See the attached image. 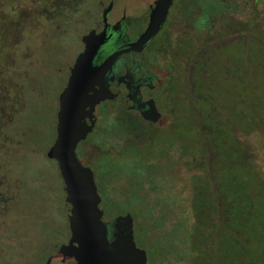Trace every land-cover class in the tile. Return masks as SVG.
<instances>
[{"label":"rangeland","instance_id":"374dc122","mask_svg":"<svg viewBox=\"0 0 264 264\" xmlns=\"http://www.w3.org/2000/svg\"><path fill=\"white\" fill-rule=\"evenodd\" d=\"M75 1L0 0V259L15 264H32L68 239L62 180L42 154L55 139L58 96L79 51L80 27L62 8ZM219 1L225 8L212 23L203 16L192 29L172 25L178 33L159 59L180 66L179 86L171 85L165 128L136 138L138 164L101 161L109 152L97 132L76 149L99 172L95 181L114 211L132 213L151 264H264V238L254 235L249 210L258 209L264 232V0ZM218 4L198 2L215 11ZM173 195L177 210L168 206ZM167 244L185 261L172 259Z\"/></svg>","mask_w":264,"mask_h":264},{"label":"flooded vegetation","instance_id":"af4514ba","mask_svg":"<svg viewBox=\"0 0 264 264\" xmlns=\"http://www.w3.org/2000/svg\"><path fill=\"white\" fill-rule=\"evenodd\" d=\"M158 1L76 0L69 6H62L61 4L65 12L67 9H70L64 16L67 20L66 22L70 26L80 27L77 33L79 51L71 66H67L68 76L66 79L69 77L70 69L74 65L76 58L85 49L83 41L85 37H87L86 39H88L89 43H93L94 38L100 36L102 43L96 46L97 48L92 58L93 66H100L109 55L116 51L129 49L130 44L142 36L149 25L152 12L162 5ZM182 3L180 2L179 4ZM176 4H178L177 0H172L166 19L155 36L138 49V51L129 50L118 55L103 72L101 89L104 90L106 97L95 105L92 111V121L94 123L92 131L88 134L87 139L81 142L84 143L96 132L100 136H103L107 146L106 151L109 153L104 155L101 161L107 164H113V161H116L115 159L123 164H127V162L138 164V157H136L137 160L132 158L135 152H129L133 148L137 150L136 155L138 156V149L141 147V144L136 141V138L139 139L142 135H147L148 130L165 128L169 123L166 122V111L168 107H171L169 96L172 92L171 85L174 84V78H176L174 68L179 67L180 70V66L174 62L168 64L165 60L159 59V57L162 52L168 51V40L171 36L178 33L175 32L174 22V26L168 24L170 10ZM57 6L61 7L60 5ZM108 7L110 9L104 19L103 12ZM130 7L134 9L133 14H128L127 12V9ZM94 8L96 10L99 9L98 15L92 12ZM176 83L182 84L181 80H176ZM175 86L178 88L179 85L175 84ZM86 123L90 124L88 118H86ZM117 141H121V143ZM84 166L86 165L84 164ZM99 166L100 164L98 163L95 168ZM89 168L95 180L99 176V172L91 167ZM135 175L138 177V172H135ZM95 183L100 196L99 209L102 211L101 220L106 227L108 242L111 243L115 235L120 232L126 234L124 217L129 215L132 223L133 241L135 247L140 248L134 236L135 220L132 218V213L129 211L115 212L116 209H113L115 202L110 196H107L101 183L99 185L96 181ZM169 197H173L174 199L168 202V206L177 210L181 205V201L179 202L178 199H175V195ZM160 208L161 210L165 209L164 207ZM67 215L68 212L66 217ZM118 218L120 219L118 220ZM182 222L185 223L184 217H180L177 220L179 224ZM67 235L68 239L66 242L50 244L44 250L46 252L45 256H42L41 259L34 261L32 264H64L60 248L63 245H67L70 238L68 220ZM7 245L10 249H16L11 244ZM168 246L172 247V244L165 246L172 259L181 262L185 261V257L180 253H177L175 250L170 252ZM4 252L6 253L5 250ZM1 254L5 255L3 251ZM161 255L163 256L164 254L162 253ZM0 260H2L0 264H15L17 262V258L14 257H9L8 259L1 257ZM146 264H151L150 256H147V253Z\"/></svg>","mask_w":264,"mask_h":264},{"label":"water","instance_id":"95a60500","mask_svg":"<svg viewBox=\"0 0 264 264\" xmlns=\"http://www.w3.org/2000/svg\"><path fill=\"white\" fill-rule=\"evenodd\" d=\"M158 2L162 5L152 12L142 36L130 44L129 49L109 55L100 66L92 64L96 46L102 43L100 36L95 37L93 43H89L85 37V49L76 58L67 83L58 96L55 139L46 157L57 165L63 183L64 201L69 206L67 220L70 238L67 245L60 248L64 264H146L145 251L135 247L129 215L124 217L126 234L120 232L111 243L108 242L93 173L80 162L76 149L92 131L95 105L106 97L101 89L105 69L118 55L129 50L138 51L163 25L172 0ZM109 9L104 10V19ZM86 118L90 120L89 125Z\"/></svg>","mask_w":264,"mask_h":264},{"label":"trees","instance_id":"16d2710c","mask_svg":"<svg viewBox=\"0 0 264 264\" xmlns=\"http://www.w3.org/2000/svg\"><path fill=\"white\" fill-rule=\"evenodd\" d=\"M217 1L220 3L219 0H217ZM177 2H178V4H176V6H174L170 10V19L168 21V24L171 26V25H173V22H174L176 25L181 26L184 29H186V28H190V29L194 28V26L197 25V23L200 21V19L203 16L206 17V21H208L209 23H212L211 16L213 15V13H218L219 11H221V10H223L225 8V7L223 8L221 6V3H220V6H221L220 10L215 11V8L202 9L198 5V2H202V0H177ZM180 2H183L182 3L183 5L179 4ZM203 10H205V11H203ZM198 24L201 25L200 22ZM201 27L203 28V27H205V25H203V23H202ZM195 54H196V52H195ZM133 156H137L136 153L133 154ZM42 157L44 158V161H49L48 158L46 157V155L42 154ZM237 160H238L239 163H246L245 162V158H244V156L241 153V150L238 151ZM46 163H49V162H46ZM121 164H123V163H121ZM37 174L40 175V176L46 175V174L40 173V172H37ZM55 174H57L56 176L58 178H60V180H61V177H60L58 169H57V165H56ZM46 176L49 178L50 175H46ZM59 192H60V195L63 194V188H62V183L61 182L59 184ZM244 209L245 210L247 209V205L244 207ZM249 210H252V212H254V215H255V220H254V223H253L254 226H255V230L253 232L254 235L255 236L261 235L262 238H264V232L257 230L259 228V225H260V221H259L260 213L258 212V209H255V208L253 209L249 205ZM194 218H195V220L197 222L198 221V217H194ZM263 224H264V222H263Z\"/></svg>","mask_w":264,"mask_h":264}]
</instances>
